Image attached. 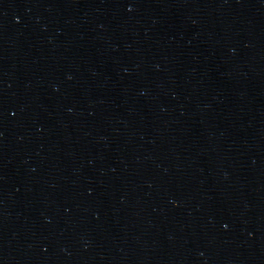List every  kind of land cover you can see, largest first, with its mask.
I'll list each match as a JSON object with an SVG mask.
<instances>
[{
  "label": "water",
  "instance_id": "water-1",
  "mask_svg": "<svg viewBox=\"0 0 264 264\" xmlns=\"http://www.w3.org/2000/svg\"><path fill=\"white\" fill-rule=\"evenodd\" d=\"M0 264H264V0H0Z\"/></svg>",
  "mask_w": 264,
  "mask_h": 264
}]
</instances>
